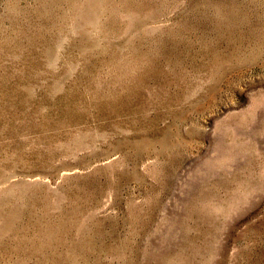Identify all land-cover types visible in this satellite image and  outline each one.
Listing matches in <instances>:
<instances>
[{
  "label": "rangeland",
  "instance_id": "1",
  "mask_svg": "<svg viewBox=\"0 0 264 264\" xmlns=\"http://www.w3.org/2000/svg\"><path fill=\"white\" fill-rule=\"evenodd\" d=\"M0 264H264V0H0Z\"/></svg>",
  "mask_w": 264,
  "mask_h": 264
}]
</instances>
